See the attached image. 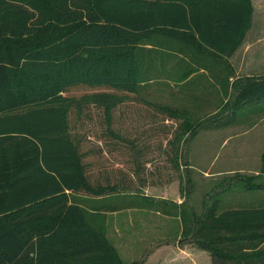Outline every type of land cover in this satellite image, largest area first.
<instances>
[{
    "label": "trees",
    "instance_id": "trees-1",
    "mask_svg": "<svg viewBox=\"0 0 264 264\" xmlns=\"http://www.w3.org/2000/svg\"><path fill=\"white\" fill-rule=\"evenodd\" d=\"M222 1L232 7L228 16L205 7L221 0H0V264H142L123 260L78 202V193L105 195L120 186L92 176L82 147L89 135L76 124L84 125L86 103H93L111 136L124 143L128 129L112 126L115 109L126 108L127 119V109L140 100L153 124L177 123L164 131L169 138L162 151L168 168L178 170L179 130L190 120L139 97L133 33L171 25L208 40L212 27L222 26L230 39L223 50H231L248 30L254 7L252 0ZM255 84L264 98V78ZM76 85L104 90L76 97L68 93ZM261 158V171L252 177L262 179L247 178L248 187H264V148ZM216 207L213 202L201 215L185 201L181 207L184 235L210 250L214 261L231 255L221 241H264V206Z\"/></svg>",
    "mask_w": 264,
    "mask_h": 264
},
{
    "label": "crops",
    "instance_id": "crops-1",
    "mask_svg": "<svg viewBox=\"0 0 264 264\" xmlns=\"http://www.w3.org/2000/svg\"><path fill=\"white\" fill-rule=\"evenodd\" d=\"M205 7L227 16L232 8L228 1L222 0L216 6ZM236 12V23L239 24V8ZM184 29L171 25L136 29L132 45L139 63L138 94L142 90L152 94V98L144 94L141 98L183 111L190 121L199 125L191 134L185 132L175 148L178 151L177 167L183 171L185 181L196 179L199 180L194 181L197 185L208 186L197 196L199 205L192 197L187 200L186 192L182 195L177 191L171 195L166 184L158 187L156 192H152L148 185L141 192L78 193V202L90 210L89 219L93 226L105 233L125 261L140 259L142 264H264V241H221L222 251L231 255L214 261L210 250L183 237V201L190 211L201 215L211 204L208 192L216 184L217 175L246 169L258 174L261 168L254 169L255 164L251 166L247 157L258 141V162L262 166L264 148V98H258L255 84L262 78L251 76L264 71L259 66L255 70L251 66L245 67L239 60L247 49V31L241 40L232 43L231 50L224 51L230 39L228 30L222 26L218 29L212 27L208 40L200 37L197 31H181ZM185 136L188 138L182 147ZM199 148L203 149L200 151ZM214 149L225 151L226 166L214 175L209 166L201 174L194 173L192 168L201 169L199 153L205 156L208 150L211 154ZM183 150L184 162L181 159ZM213 158L215 160L216 156ZM257 206H264V203L248 205L231 201L220 205L218 202L216 211ZM110 234L115 237L113 241ZM257 250L260 252L252 253Z\"/></svg>",
    "mask_w": 264,
    "mask_h": 264
},
{
    "label": "rangeland",
    "instance_id": "rangeland-1",
    "mask_svg": "<svg viewBox=\"0 0 264 264\" xmlns=\"http://www.w3.org/2000/svg\"><path fill=\"white\" fill-rule=\"evenodd\" d=\"M252 2L254 8L251 24L247 30V49L245 56L239 57V60L245 67L251 66L253 70H255L258 69L257 66H259L264 71V0H252ZM251 76L263 79L264 72ZM246 77L249 76L246 75ZM95 90L104 89L88 85H76L70 89L68 93L76 97H81L83 93ZM142 94L152 98V94L145 90L139 92V97H141ZM155 95H157V92H155ZM86 105L85 113L82 114L84 117V125L81 126V128H79L78 124H76V126L79 130L85 129L89 135L83 138L82 147L89 151L86 160L91 163L90 172L93 177H99V179L103 181L107 179L106 181L118 182L120 186L119 192L121 193L145 191L148 185L152 192H156L158 191V187L166 184L167 188L171 191V195L176 194L177 191L182 195L186 192L187 200L192 197L195 199L196 204L199 205L200 201L197 199V196L205 187L208 188V186L197 185L194 181L199 180L196 179L194 181L188 179V182H186L181 169L168 168L169 163L167 162V154L162 151L164 144L169 138L164 131L166 130L169 132L168 130L176 127V122L170 119L167 123L160 121L158 124H153L154 118L148 113L145 109V104L140 100H138V104L132 103L130 105L131 108L127 109V119L125 117L126 108L118 106L115 109V124L113 122L112 126L116 127V124L120 123L118 128L122 130H125V128L128 129V131H122L124 135L123 138H125L127 144L126 142L123 143L114 138L108 132L106 129L108 128L107 122L102 108L93 103H86ZM123 108L125 110H123ZM149 111L152 112V110ZM74 117L75 115L73 114V118ZM159 120L160 118L158 121ZM124 122H126V126H121L124 125ZM198 126L196 122L189 121L184 125L183 131L179 130L180 139L181 136L185 135V132L191 134ZM159 128L163 129L159 130ZM187 138L188 136L183 138L182 147L185 146ZM132 139L134 141H132ZM256 139H258L257 136ZM257 143L258 141H256L253 146L254 151L248 155L249 158L247 157V161L251 166L255 164L254 169L258 167L262 168L258 162L259 146L256 145ZM170 148L171 147H169V149ZM202 149L203 148H199L200 151ZM209 150L206 154L207 156H202L201 153H199L198 157L200 159L199 165L201 169L192 168L191 170L194 173L201 174L202 170H205L209 166L214 175L217 173V170L220 171L222 167L226 166V162L224 161L226 157H224L225 151L217 152V149H214L210 154ZM215 156L216 159L213 160ZM184 157L185 152L183 150L181 158L183 162ZM252 171L247 169L237 170L227 175L226 173L217 175V179H213L216 184L211 186V190L208 192L211 204L213 202H220V205H225L231 201L235 204L244 203L248 205L253 203H264V187L246 186L247 178L255 182L261 181L262 179L261 177H252L256 175V173L252 174ZM110 235L113 241L115 237L113 234ZM183 237H186L184 232Z\"/></svg>",
    "mask_w": 264,
    "mask_h": 264
}]
</instances>
